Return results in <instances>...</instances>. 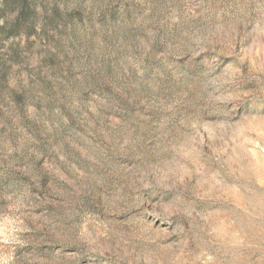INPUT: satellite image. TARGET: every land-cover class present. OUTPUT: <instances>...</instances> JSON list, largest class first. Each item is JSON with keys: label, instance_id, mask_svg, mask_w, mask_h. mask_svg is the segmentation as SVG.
<instances>
[{"label": "rangeland", "instance_id": "1", "mask_svg": "<svg viewBox=\"0 0 264 264\" xmlns=\"http://www.w3.org/2000/svg\"><path fill=\"white\" fill-rule=\"evenodd\" d=\"M0 264H264V0H0Z\"/></svg>", "mask_w": 264, "mask_h": 264}, {"label": "clouds", "instance_id": "2", "mask_svg": "<svg viewBox=\"0 0 264 264\" xmlns=\"http://www.w3.org/2000/svg\"><path fill=\"white\" fill-rule=\"evenodd\" d=\"M192 55L194 56V55H196V53L195 52H192Z\"/></svg>", "mask_w": 264, "mask_h": 264}]
</instances>
